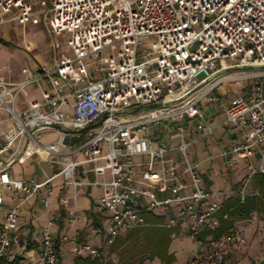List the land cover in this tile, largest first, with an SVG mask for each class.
Returning a JSON list of instances; mask_svg holds the SVG:
<instances>
[{
    "label": "built area",
    "instance_id": "2783aa9c",
    "mask_svg": "<svg viewBox=\"0 0 264 264\" xmlns=\"http://www.w3.org/2000/svg\"><path fill=\"white\" fill-rule=\"evenodd\" d=\"M33 17L57 57L35 73L22 68L19 81L0 80V110L10 122L0 135V189L10 202L0 264H59L51 220L36 260L3 262L20 246L21 205L38 196L47 207L56 177L72 188L102 189L103 246L72 242L75 257L103 256L117 238L145 226L148 214L164 219L172 236L198 242L187 264H229L257 217L219 238L199 239L217 227L222 201L203 185L190 150L232 128L220 155L229 168L243 161L241 201L252 177L264 174V0H0L1 21L24 26ZM32 84L40 98L16 109ZM213 106L222 112L218 124L208 111ZM47 130L57 137L44 144L39 134ZM31 154L53 156L59 170L41 181L13 178L8 167Z\"/></svg>",
    "mask_w": 264,
    "mask_h": 264
},
{
    "label": "crops",
    "instance_id": "0c3cea01",
    "mask_svg": "<svg viewBox=\"0 0 264 264\" xmlns=\"http://www.w3.org/2000/svg\"><path fill=\"white\" fill-rule=\"evenodd\" d=\"M34 18L36 19V17H33L32 19ZM28 23L24 26H20L26 28L25 26ZM15 24L18 23L0 20V80L9 82H16L23 78L21 73L22 68H28L31 72L35 73L36 70L42 66H52L57 57L55 52L52 51V61L50 64L47 63L45 60L46 55L42 52L35 51L33 45L29 42L23 44L16 35L13 37L23 45L20 44L21 46H19L14 43L11 44L7 38L9 37L10 30L13 31L12 29ZM47 40V46L51 48L50 41L48 38ZM40 86L43 89H47L48 87L46 81H41ZM223 90L225 91V88H222L221 92H223ZM235 92L236 89L232 88L231 93L233 94ZM39 98V88L35 84H32L27 87L26 94H20L17 97L15 108L20 110L27 105L28 101L38 100ZM208 111L214 124L221 122L222 112L219 106H214L213 108L208 109ZM9 127L10 122L7 120L6 114L0 110V135L2 132L8 130ZM226 130L227 129L215 130L213 137L204 138L196 142L190 150L191 158L194 163L197 164V171L200 174L205 187V175H211L212 177L220 175L226 182L231 171L238 170V172H240V174L243 173V175L246 173L243 161H240L236 167L229 168L225 165V161L220 155L224 140L232 136L229 135L225 137L224 132H226ZM219 131H222L221 134H215V132ZM56 137L57 132L55 130H47L39 134V140L44 144L53 141ZM75 158L80 159V155H75ZM59 168V163L53 158V156L38 157L35 154H31L26 158L24 163H13L9 166L8 172L16 179L41 181L52 176L59 170ZM242 177L239 179L240 181L242 180ZM87 178L92 179L93 176L88 174ZM51 186L52 194L49 197L47 207L41 205L38 196L30 198L27 202L21 205L17 225L20 246L19 248H11L6 252L3 258L4 263L19 260H36L39 253L40 233L47 220L52 221L50 231L55 244L59 264L73 263L75 256L70 250L72 242H86L95 247L103 246L104 217L101 213L103 210L97 203V199L100 196L102 189L95 186H78L72 188L71 186L66 185L59 177L51 180ZM0 191L3 196V203L0 206L1 228L10 202L7 192L3 189H0ZM235 195L236 193L227 195L223 192L220 193L219 191L215 196H217L218 201L223 202ZM63 200L66 201L63 202ZM70 213H73L74 217L71 218L69 215ZM244 224L245 220H242L238 222L235 227L243 228ZM244 234L245 239H247L250 236L249 230H245ZM62 237H65L66 239L62 240ZM176 239L190 240L184 233H175L173 236L171 235L167 254L173 256L175 261L173 264H179V262H177L179 259H183L181 264H187L195 253L192 252V255L187 256L186 258L183 257L182 254H179L182 248L175 245L176 242L174 240ZM190 241L195 244V250L197 251L199 247L198 242L194 240ZM105 251L106 250H103V252ZM236 252L237 251H234V253ZM152 260L158 261L157 258H153Z\"/></svg>",
    "mask_w": 264,
    "mask_h": 264
},
{
    "label": "rangeland",
    "instance_id": "374dc122",
    "mask_svg": "<svg viewBox=\"0 0 264 264\" xmlns=\"http://www.w3.org/2000/svg\"><path fill=\"white\" fill-rule=\"evenodd\" d=\"M26 28H22L20 25L15 24L13 27V31L10 30L8 41L12 44H17L19 46L23 45L26 42H29L33 45V49L35 51L42 52L45 56V60L47 63H51L53 52L52 49L47 46V35L43 30V26L40 21H36V19L30 20V22L25 26ZM15 34H14V33ZM23 43H20L15 36ZM21 44V45H20ZM66 47H60L57 51L59 54L62 51H65ZM214 107V106H213ZM222 131L215 132V134H221ZM234 130L232 128H228L226 132H224L225 137L229 135H233ZM244 176L243 173L240 174L238 170L231 171L227 181L225 182L222 176L217 175L212 177L211 175H205L206 188L213 194V196L217 199V192L220 191L229 195L231 193H238L239 189V179ZM243 178V177H242ZM239 180V181H238ZM235 184V185H234ZM234 185V186H233ZM251 181L247 186V192H253ZM103 217L105 218L106 213L101 212ZM257 217V222L254 228L250 229V236L247 239H244L243 245L235 250L236 253H232L228 260L229 264H264V219L261 214H255ZM161 221L164 219H160ZM214 221H217L216 217ZM105 223H103V226ZM122 237V236H121ZM176 242V246L182 248L179 254H182L183 257H187L196 253V246L190 240H174ZM136 251L138 252L136 254ZM193 252V253H192ZM105 256L107 255V250L104 252ZM192 253V254H191ZM110 260L113 264H117L122 262L123 260H127L129 264H166L161 263L159 260H152L144 258L147 256L146 253L142 251L141 244L135 238H130L129 242L124 245V247L119 248L113 253H110ZM108 257V256H107ZM183 259H179L177 262L181 264ZM175 261L173 260L169 264H173ZM184 264V263H183Z\"/></svg>",
    "mask_w": 264,
    "mask_h": 264
},
{
    "label": "trees",
    "instance_id": "16d2710c",
    "mask_svg": "<svg viewBox=\"0 0 264 264\" xmlns=\"http://www.w3.org/2000/svg\"><path fill=\"white\" fill-rule=\"evenodd\" d=\"M251 185L254 191L247 192L243 201L236 194L222 202L221 208L216 214L217 227L213 231L205 230L198 236L199 239H203L207 235L219 238L232 230L238 222L247 219L251 214H261L264 219V174L254 175L251 179ZM145 221L147 223L145 226L136 228L117 238L106 249V256L105 253L98 258L77 256L73 259L72 264H113L109 259L110 253L124 247L131 237L137 239L141 244L142 251L147 254L144 258L145 260L157 258L161 263H171L174 258L172 255L167 254V250L173 230L162 226L160 218L152 215H145ZM117 264H129V262L123 260Z\"/></svg>",
    "mask_w": 264,
    "mask_h": 264
}]
</instances>
